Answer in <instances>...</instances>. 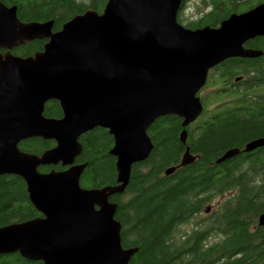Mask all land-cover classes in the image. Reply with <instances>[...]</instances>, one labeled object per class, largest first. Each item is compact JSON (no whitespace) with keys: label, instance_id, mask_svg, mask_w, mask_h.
<instances>
[{"label":"water","instance_id":"obj_1","mask_svg":"<svg viewBox=\"0 0 264 264\" xmlns=\"http://www.w3.org/2000/svg\"><path fill=\"white\" fill-rule=\"evenodd\" d=\"M181 0H107L104 11L88 10L54 32V21L23 23L16 6L0 0V177L24 180L30 203L42 217L0 227V256L19 254L43 264H129L137 248L122 245L118 205L135 165L150 157L148 136L161 118L175 116L187 128L203 114L199 97L211 70L235 58L255 59L263 51L244 45L264 37V3L231 15L217 29L190 31L178 22ZM47 41L28 58L11 52ZM63 117L44 116L48 102ZM96 129L114 139L116 185L83 189L87 164L80 138ZM42 139L56 146L42 155L19 149ZM183 144L187 131L180 136ZM264 147V138L245 153ZM240 154L228 151L217 163ZM195 157L186 149L181 166ZM64 171L40 172L58 166ZM175 168L166 170L170 176ZM264 194V187L262 189ZM264 226V214L259 217Z\"/></svg>","mask_w":264,"mask_h":264},{"label":"trees","instance_id":"obj_2","mask_svg":"<svg viewBox=\"0 0 264 264\" xmlns=\"http://www.w3.org/2000/svg\"><path fill=\"white\" fill-rule=\"evenodd\" d=\"M1 2L9 7L16 6L18 18L23 23L54 21L53 30L57 32L65 23L88 10L102 14L107 0ZM247 9L249 7L243 10ZM46 43H26L11 53L28 58L42 52ZM254 48L264 52V38ZM263 58L252 63L258 64L252 71L234 67L210 71L205 86L209 89L210 98L207 97L210 100L202 99L204 112L199 125L183 128L181 119L169 116L158 119L148 131L154 145L150 157L133 167L125 193L110 199L118 205L115 218L122 225L123 247L138 249L129 264H264V230L259 227V217L264 214V154L217 163L228 150L241 148L252 139L264 136V126L255 120L239 123L236 119L230 121L221 117L218 124L209 116L214 112L238 111L234 106L225 108L226 96L233 95L223 92L226 85L219 81L231 82L239 75H244L250 84L249 92L239 95L251 96L250 100L239 101L247 102L250 111H264V66L259 65ZM236 98L233 101H237ZM44 116L61 119L63 113L59 103L48 102ZM185 129L187 140L183 144L180 136ZM80 142L83 153L76 164H87L81 176V187L100 189L116 185V159L109 155L114 139L108 131L88 132ZM54 147L53 141L42 139L27 140L19 145L22 152L37 156ZM187 148L195 160L182 167ZM172 167L175 172L166 176V170ZM64 169L61 165L41 167L40 172ZM218 196L225 197L219 208L211 216L195 222L191 230H185L211 199ZM40 217L30 203L24 180L15 176L0 177V227ZM0 264L43 263L11 254L0 256Z\"/></svg>","mask_w":264,"mask_h":264},{"label":"flooded vegetation","instance_id":"obj_3","mask_svg":"<svg viewBox=\"0 0 264 264\" xmlns=\"http://www.w3.org/2000/svg\"><path fill=\"white\" fill-rule=\"evenodd\" d=\"M181 9L178 14V22L179 24L185 28L186 30L190 31H197L204 28H211V29H217L220 27L221 23L228 19L231 15L234 14H243L245 12H248L252 10L253 8L257 7L259 4H262L264 2H260V0H181ZM238 5V6H237ZM247 10H243L244 8H248ZM264 37H257L253 40L248 41L244 48L245 50H257L254 46L258 44V41H262ZM0 54H4L5 51L0 50ZM259 60V58L255 59H249V58H235L231 59L221 66H219L217 71H220V69H223L224 67H234L236 70H243V71H252L256 69V66L258 64H253V62H256ZM260 66H264V58L260 60ZM209 78V77H208ZM219 82H224L225 87L222 89L223 92H230V94L233 95V97L226 96V100L224 101L226 104L225 108H231L232 106L235 107L238 111H222V112H214L210 113L209 116H212V119L214 121H218V124L221 123V118L229 119L230 121H239L240 122H246V121H257V123H260L262 126H264V111H250L251 108H248L247 102L239 101L240 99L250 100L251 96H241L242 92H249V83L247 82V78L244 75H239L234 81L229 82L228 80H220ZM218 82V83H219ZM205 89L200 92L199 97L201 99L205 98L206 100H210L209 96V89ZM238 94V95H236ZM235 95V96H234ZM209 98H208V97ZM229 97V98H228ZM238 97V98H236ZM236 98L237 101H233ZM258 99V97H255ZM239 101V102H238ZM60 105V104H59ZM233 107V108H234ZM61 108V107H60ZM242 108H245V110H242ZM199 118L195 123L191 124L189 128H191L194 125H199L201 122ZM236 119V120H235ZM204 123V122H203ZM183 124V120H182ZM187 131V130H186ZM183 132V131H182ZM264 135V134H263ZM262 137H258L256 139H252L251 141L245 143L241 148H234L237 150H240V154L236 156V158H242L247 155H254L256 153L264 154V147L257 149L251 153H245L244 150L246 149V146L256 140H259ZM55 143V142H54ZM56 146V144H55ZM230 149V150H234ZM228 150V151H230ZM227 151V152H228ZM226 154V153H225ZM224 154V155H225ZM223 155V156H224ZM78 159V158H77ZM77 162V160H76ZM76 164V163H75ZM80 165V164H77ZM59 166V165H58ZM54 167V166H49ZM57 167V166H56ZM65 168L64 170H66ZM62 170V171H64ZM53 171V170H51ZM50 171V172H51ZM56 171V170H55ZM264 187V186H263ZM263 189V188H262ZM264 195V194H263ZM264 230V226H259Z\"/></svg>","mask_w":264,"mask_h":264},{"label":"rangeland","instance_id":"obj_4","mask_svg":"<svg viewBox=\"0 0 264 264\" xmlns=\"http://www.w3.org/2000/svg\"><path fill=\"white\" fill-rule=\"evenodd\" d=\"M225 197H215L214 199H211V201L208 203V205L206 206V208L203 210V212L194 219V221H192L191 224L187 225L184 229L185 230H191L193 228V226H195V222H199L201 219L207 217V216H211V214L213 213L214 210H216L217 208H219L220 204L223 202Z\"/></svg>","mask_w":264,"mask_h":264}]
</instances>
